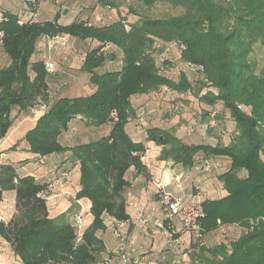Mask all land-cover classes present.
I'll return each instance as SVG.
<instances>
[{"label":"trees","instance_id":"1","mask_svg":"<svg viewBox=\"0 0 264 264\" xmlns=\"http://www.w3.org/2000/svg\"><path fill=\"white\" fill-rule=\"evenodd\" d=\"M44 1L29 2L27 19L0 11V51L7 59L0 65V144L15 123L13 112L49 104L24 140L38 157L72 154L80 166L76 199L90 202L93 221L79 239L77 226L50 217L48 200L39 196L49 184H39L32 175L19 177L13 165H0V204L5 192H15L17 208L9 223L0 220V237L11 245L16 259L22 264H99L111 256L98 236L107 230L105 217L121 223L130 220L126 192L131 183L126 175L132 168L147 173L143 160L147 145L128 133L135 117L133 100L162 89L178 94L193 89L188 76L174 81L158 66L155 55L176 46L180 62L199 72L200 97L195 94V98L203 103L207 132L218 135L214 143L188 144L167 130L151 127L146 141L162 148V160L171 159L186 169L200 159L207 166L220 158L228 160V169L218 176L227 195L202 203L201 241L191 239L187 248L177 241L170 257L179 256L182 264H264V223L252 224L264 218V66L257 73L251 58L256 45L264 46V0H143L147 7L166 3L183 13L139 17L129 25L122 18L105 23L112 18L109 7H117L113 0L85 3L71 24L59 23L58 17L40 21L37 10ZM61 1L66 2L65 9L71 7L67 3L71 0ZM62 36L100 44L87 52L80 69L89 74L96 90L89 96L59 97L50 103L52 75L45 60L37 57V47L43 37ZM105 46L122 52L119 69L102 71L109 60ZM210 87L218 93H203ZM227 115L234 127L229 144L224 145L221 139L227 135L220 125ZM77 117L88 127L110 130L98 140L66 147L61 137ZM238 231L237 238L219 239ZM207 239H216L217 244L208 246Z\"/></svg>","mask_w":264,"mask_h":264},{"label":"crops","instance_id":"2","mask_svg":"<svg viewBox=\"0 0 264 264\" xmlns=\"http://www.w3.org/2000/svg\"><path fill=\"white\" fill-rule=\"evenodd\" d=\"M30 1L31 0H0V11L13 12L21 15V17H23L24 19H27L31 8V3H29ZM76 4L78 3H71V6L75 8ZM83 5H85V3H82L76 9V19L83 10ZM68 11H70V8L67 9V12ZM64 22L65 21L62 20L59 23L66 24ZM49 39L50 38L43 37L40 40L37 47V56H39V51L44 49L46 41H49ZM72 48L77 49L73 46ZM72 48L63 49L64 51H67L68 56L70 55L71 61L69 62H72L73 58L76 56V53H78L77 50L76 52H74ZM41 59H43V56ZM83 60L84 58L79 61L77 65L78 67L76 69L77 71H73L75 75H70L69 77H67L68 81L70 82L68 85L70 90L63 91L62 94L64 95L59 94L56 95V97L51 94L50 103L54 102L59 97L74 98L82 96V94L80 95L79 93H81L80 91H82L84 88L81 89L80 87H75L74 84H76L80 80L81 74L79 73L81 72L80 69ZM82 74L84 73L82 72ZM86 88L88 92L84 96H89L96 90L95 86H93L90 82V77L88 87L85 86V89ZM31 114L32 113L30 109L29 111L24 113L19 118V120H15L17 121V124L14 123L10 132L13 130L15 125L16 127L12 132L20 131L23 128L24 130L27 129V132L32 130L33 127H35L38 118L36 117V115ZM76 119L77 120L72 122L71 129L68 132L64 133L61 137V143L66 147H74L76 145L86 144L92 141L85 139H89V137L92 136V134L94 133V128H92L91 130H88L90 128L84 129V124L83 122H81L82 119ZM78 120L80 121V123ZM109 130L110 127H105V131L102 132L101 135H106ZM128 133L134 141L144 142L147 145V152L143 158L144 163L147 167V173L138 174L137 171L133 168L129 170L126 175V179L131 183V186L126 192V197L129 203L130 220L119 226L118 222H116L115 220H112L109 217H105L107 230L105 232H100L98 236L104 241L106 245V255H117L118 239L116 236V232L120 230L123 234L128 236L130 241L133 242V245L141 258H150L157 256L160 251L163 250L164 239L162 235L156 233L154 221L163 217V213L158 204L155 185L162 179L164 174H172L174 176L177 175L181 177L182 190H179L176 184L170 186L169 190L176 194H180V192H183L188 199L192 198L194 195L202 194L203 192L204 197L203 195L201 196L202 202H204L206 199L216 200L225 197L227 195V192L224 190L223 185L219 181H209L207 175L201 176L200 173L197 172L198 168L194 167L192 169H186L182 165L175 164L171 160L163 161L162 159H160L159 154L161 153L162 148L154 145L153 142L146 141V134L144 138L140 140L139 138L135 137V129L131 124L128 125ZM196 135H194L193 141L197 143H193H203L202 136L204 135L202 133H197ZM7 140L8 137H6L2 142L7 143ZM20 141L23 148L18 146L17 151L24 150L29 152V146L24 142V138ZM229 142L230 138L227 135L223 138V143L224 145H227L229 144ZM3 146H5V144H3L2 146L0 145L1 148H3ZM29 154L31 153L29 152ZM29 159H31L35 163V165L40 168V170L38 171L41 172V175L32 176H34L37 182L41 185H51L54 180L58 179L61 173H63L64 171H68L70 174L67 182L52 186L51 194L53 193L57 197L50 198L47 201V207L50 217L60 222L65 219L71 225L76 226L74 215L78 210V212H82L83 214L82 229H86L87 227H89L93 221L90 213L91 204L87 200L76 199L77 193L80 190V166L77 162L72 160V154L70 152H67L64 154L52 155L49 157H38L31 154L29 155ZM20 162L21 161H17L16 163L10 162L9 160L6 161L0 158V165H13L16 168L19 177L30 175L19 172L18 166ZM204 188L205 191H203ZM6 195H9L8 199H6ZM79 203L82 204V207L78 205ZM138 211L143 214V217H140L138 215ZM16 214V193L5 192L3 202L0 204V220L5 223H9ZM70 218L74 220L73 223L71 222ZM178 236L179 243L182 242V246H184V248H187V246H189L191 243V238L189 237V235L182 234ZM0 264H22L16 259L11 245L1 237Z\"/></svg>","mask_w":264,"mask_h":264},{"label":"rangeland","instance_id":"3","mask_svg":"<svg viewBox=\"0 0 264 264\" xmlns=\"http://www.w3.org/2000/svg\"><path fill=\"white\" fill-rule=\"evenodd\" d=\"M113 1L117 7L111 6L109 7L110 9L107 10L108 13L111 15L110 17H112L111 20L109 19L107 22H105L107 24L111 23L112 20H118L119 18L126 19V23H128L129 25L130 23H135L139 19V17H145V16L164 17L169 15L178 16L183 13V10L180 7H175L173 5H169L166 3H159V4L157 3L152 7H147L144 4L143 0H113ZM67 3H78V4H76L75 8H73L72 6L69 7L70 11L64 14L65 10H67V9L64 10V7H66L65 1L59 0L57 2L56 0H45L43 2V5H41L38 8L37 14L40 17V20L51 21L54 20L55 17H58L59 22L63 20L65 21L64 23H66L64 25H67V23L71 24L72 22L75 21L76 9L79 7V5H81L82 3L90 4L97 2L96 0H71L70 2ZM67 16L68 18H66ZM72 46L77 49H73ZM99 46L100 44L94 42L93 40L82 41L78 39H73L72 41L69 36L58 37L55 38L54 40L50 38L49 41H46L44 49L39 51V56L37 57L42 58L43 56L45 62L52 63L56 69V73L50 76L51 77L50 89L54 97H56V95L62 94L63 91L70 90L68 86L70 82L68 81L67 77H69L70 75H75L73 71L74 72L77 71L76 69L78 67L77 65L79 61L85 58L87 52L96 49ZM69 48H72L74 52H76V50L78 52L76 53V56L73 58L72 62H69L71 61L70 55L68 56L67 51L63 50ZM169 48L166 49L165 53L161 55H155L161 73L174 81H178L181 75L183 74L188 76L189 80L193 84V89L191 91L192 93L188 92L187 94H178L168 89L167 90L162 89L159 92H155V93L151 92L150 94L147 93L142 96H138L137 98H134L133 107L135 109V117L133 118L131 125H133L135 129V137L139 138V140L143 139L146 134V131L149 128L157 126L158 128L167 130L169 133L176 136L177 138L182 139L185 143L188 144H193L194 142L193 137L197 133L199 134L202 133L204 135L202 136L203 143H214L215 141L214 139L216 138L215 136L218 134L213 130L207 132L209 120L207 117L205 118L202 117V115H204V112L201 109V107H203V103H200L199 99L195 98L196 97L195 94L198 97H200L199 96L200 94L199 93L197 94L200 87V81H198L199 72L196 71L191 66L180 62L179 50L177 49L176 46H172ZM115 49L116 48L114 46H105V48H103V53L108 57H112V60H108L105 63V68L102 71L112 70V69L115 70L116 66L117 69L120 68L122 52L120 50L117 49L115 50ZM113 57H115V60L113 59ZM251 58L252 61L255 63L257 73H259V71L264 66V46H261L260 44L256 45L254 47V51L252 53ZM33 60H35L34 57ZM6 62L7 59L5 55L0 51V65L3 66ZM113 66H115V68ZM79 74H81L80 80L74 85L75 87H80L81 89L84 88L82 91H80L81 93H79L80 95L82 94V96H84L88 92L87 88L85 89V86L88 87L90 76L87 73L82 74V72H80ZM208 89L209 90H205L203 93L205 94L209 92L215 94L218 93L215 88L210 87ZM48 106L49 104L42 105L41 107L36 106V108L31 109V113H32L31 115H36V117L39 119L41 115L45 114L48 111ZM24 113L26 112H21V113L13 112L12 116H15L16 120H19V118ZM77 118L82 119L81 122H83L84 124L83 125L84 129L90 128L88 130H91L92 128H94L93 130L94 133L92 134V136L89 137V139H85V140L95 141L103 136L101 134L102 132L105 131V128L88 127L86 126V122L82 117H77ZM223 121H224L223 123L224 125L223 124L220 125V127L222 128L221 130H223L226 133V135H228V137L230 138L231 135H233L234 124L228 115L223 118ZM15 124H17V121H15ZM192 124L196 126L193 127ZM190 129H193L194 131L192 134L188 133ZM26 130H24L23 128L20 131H14V132L11 131L9 133L10 136L9 135L6 136L8 137V140L7 143L2 142L3 144H5V146H3V148L0 147V158L2 160H6V161L9 160L10 162H15V163L17 161L18 162L21 161L18 166L20 173L39 176L41 175V172L38 171L40 170V168L37 167L31 159H29V155L31 154H29V152L24 150L17 151L18 146L23 148L20 140L25 138V134L27 132ZM2 143L0 144L1 146L3 145ZM221 143H223V138L221 139ZM162 156L164 155H162L161 152L159 154V158L162 159ZM169 160L171 159H168L166 161ZM198 161L199 163L196 164L195 166V168H198L197 172H199L201 176L207 175L209 181L214 182L216 180L215 182H218L219 181L218 176L228 169V162H226L228 160L222 158L210 160L209 171H204L203 168L206 165L204 164L205 162L203 159H200ZM244 175L245 173L241 174V176ZM69 177L70 175H68V177L66 178V180H64L63 183L67 182ZM203 191H205V188L203 189ZM8 198L9 195H6V199ZM78 205L82 207L81 203H79ZM71 222L73 223L74 220L71 219ZM239 234L240 232L238 231L233 235V237L231 236L227 238H224L226 236L221 234L219 239L226 241L228 239L237 238ZM206 243L208 246H213L217 244L216 239L215 240L207 239Z\"/></svg>","mask_w":264,"mask_h":264},{"label":"built area","instance_id":"4","mask_svg":"<svg viewBox=\"0 0 264 264\" xmlns=\"http://www.w3.org/2000/svg\"><path fill=\"white\" fill-rule=\"evenodd\" d=\"M54 40V39H53ZM46 70L50 75L56 73V69L52 63H46ZM44 115V114H43ZM42 116V115H41ZM213 128H216V124L213 123ZM194 131L190 129L189 134ZM223 135L226 133L223 132ZM210 165L206 166L205 171H209ZM69 172L64 171L60 177L56 179L51 185L48 186L47 190L42 192L39 196L49 200L50 198H56L57 196L51 194L52 186L57 184H63L64 180L68 177ZM173 184L177 185L179 190H182L181 177L172 174H164L162 179L155 185L156 196L158 199L159 207L163 213V217L154 221V227L157 234L163 236V250L157 256L150 258H141L133 242L130 241L127 235L123 234L120 230L116 232L118 239L117 255L108 257L104 262L99 264H182L179 256L171 258L170 255L176 246L177 240L172 238V235L186 234L195 241H201L203 232L201 228V219L204 218L205 212L202 205L201 196L202 194L194 195L188 199L187 196L180 192L176 194L169 190V187ZM138 215L143 217V214L138 211ZM75 223L77 228L81 231L83 227V214L77 212L74 215ZM264 223V218H260L257 221H252L255 225L258 222ZM123 223L118 222L121 226Z\"/></svg>","mask_w":264,"mask_h":264},{"label":"water","instance_id":"5","mask_svg":"<svg viewBox=\"0 0 264 264\" xmlns=\"http://www.w3.org/2000/svg\"><path fill=\"white\" fill-rule=\"evenodd\" d=\"M67 13V10H65V12H64V14H66ZM109 58V60H112V57H108Z\"/></svg>","mask_w":264,"mask_h":264}]
</instances>
